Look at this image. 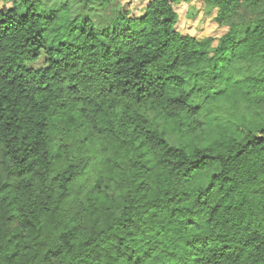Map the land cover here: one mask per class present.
I'll use <instances>...</instances> for the list:
<instances>
[{"label":"trees","instance_id":"obj_1","mask_svg":"<svg viewBox=\"0 0 264 264\" xmlns=\"http://www.w3.org/2000/svg\"><path fill=\"white\" fill-rule=\"evenodd\" d=\"M192 1L0 0V264H264V0Z\"/></svg>","mask_w":264,"mask_h":264},{"label":"rangeland","instance_id":"obj_2","mask_svg":"<svg viewBox=\"0 0 264 264\" xmlns=\"http://www.w3.org/2000/svg\"><path fill=\"white\" fill-rule=\"evenodd\" d=\"M43 5L50 9H60L61 6L67 5L73 17L79 16L82 18H90L99 30L107 29L115 17V5L111 4L107 7H100L99 5H92L89 9L81 7V0H40ZM150 0H120L122 5L129 9L133 14L140 15L145 6ZM179 13V22L177 29L182 34H190L198 39L213 37L216 40L226 31L225 28L219 27L214 20L216 10L211 13L205 7L203 0H193L191 3H181L175 6ZM194 12V16L191 13ZM240 34L238 38H242ZM43 61L37 63L41 66ZM172 145L180 146V141L176 136L169 137ZM218 171V167L197 173L191 180L186 182L190 188L203 187L207 184L211 175Z\"/></svg>","mask_w":264,"mask_h":264}]
</instances>
